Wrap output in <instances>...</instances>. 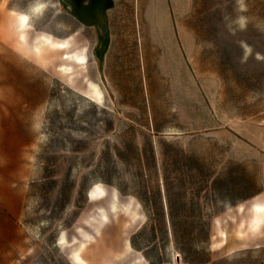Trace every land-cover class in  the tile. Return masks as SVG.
I'll return each mask as SVG.
<instances>
[{
	"label": "rangeland",
	"instance_id": "obj_1",
	"mask_svg": "<svg viewBox=\"0 0 264 264\" xmlns=\"http://www.w3.org/2000/svg\"><path fill=\"white\" fill-rule=\"evenodd\" d=\"M111 3L103 25L63 0L0 21V264H74L80 244L84 264H264V0ZM41 33L84 67L32 52Z\"/></svg>",
	"mask_w": 264,
	"mask_h": 264
},
{
	"label": "bare ground",
	"instance_id": "obj_2",
	"mask_svg": "<svg viewBox=\"0 0 264 264\" xmlns=\"http://www.w3.org/2000/svg\"><path fill=\"white\" fill-rule=\"evenodd\" d=\"M22 18H26V19H22ZM14 24H15L16 30H18L21 33L22 41H25V36L23 35V33L29 29L27 15L16 14ZM69 45H70V41L68 38L58 40V39H56L50 35H46V34L41 33V34H38L34 37L33 43L30 46V50L34 53H37L40 51V49L48 47V48L64 51L61 58L63 60H65L66 63H73L74 65H77V66H80L83 68L84 65L86 64L85 55L83 54L82 51H78V52L67 51L70 47ZM61 71L65 74H69L70 73V67L68 66V64L63 66L61 68ZM85 95L88 98H90L96 102H100L102 99V94H101L99 88L97 87V85H95L91 82H89V90H88V92L85 93ZM87 194H88V199L90 201L102 199L104 197V199H106L108 202V204L106 205L107 209H109V211L111 213L115 214L119 210H122L126 213H129V216H131L132 219L135 218V213L131 212L130 205H124L123 206V205H121V202L118 199H114V197L113 198L108 197L107 193L105 195V189L103 188V186L101 184L93 185L89 189ZM252 212L256 215H264V209L258 205H253ZM100 213H101L102 221L104 222V220L107 219V215L105 214L104 210L103 211L101 210ZM82 246H83V244H80L78 249L71 255V260L74 264H84V262L79 257V251H80Z\"/></svg>",
	"mask_w": 264,
	"mask_h": 264
},
{
	"label": "water",
	"instance_id": "obj_3",
	"mask_svg": "<svg viewBox=\"0 0 264 264\" xmlns=\"http://www.w3.org/2000/svg\"><path fill=\"white\" fill-rule=\"evenodd\" d=\"M85 0H73L72 13L74 16L86 25H103L105 21V11L112 5L111 0H90V4L81 7L80 4Z\"/></svg>",
	"mask_w": 264,
	"mask_h": 264
},
{
	"label": "crops",
	"instance_id": "obj_4",
	"mask_svg": "<svg viewBox=\"0 0 264 264\" xmlns=\"http://www.w3.org/2000/svg\"><path fill=\"white\" fill-rule=\"evenodd\" d=\"M17 1V0H14ZM14 1L12 0H0V21L3 20V18H6L7 13H13L15 12L14 9H8L9 5L12 4ZM43 3H36L35 5H33L35 7V9H33V11H30L29 13H23L25 15H27L28 17V21L30 22L31 19H33L36 16V13H40L41 11H43ZM15 13H20V12H15ZM38 15V14H37Z\"/></svg>",
	"mask_w": 264,
	"mask_h": 264
},
{
	"label": "flooded vegetation",
	"instance_id": "obj_5",
	"mask_svg": "<svg viewBox=\"0 0 264 264\" xmlns=\"http://www.w3.org/2000/svg\"><path fill=\"white\" fill-rule=\"evenodd\" d=\"M63 2H64L65 5L69 8L71 14H73V13H72V9H73V5H72V3H74L73 0H63ZM89 4H90V0H85V1H82V2H81L80 6H81V7H86V6H88ZM107 10H108V9H107ZM107 10H106V11H107ZM106 11H105V12H106ZM73 16H74V14H73ZM74 17H75V16H74Z\"/></svg>",
	"mask_w": 264,
	"mask_h": 264
},
{
	"label": "snow or ice",
	"instance_id": "obj_6",
	"mask_svg": "<svg viewBox=\"0 0 264 264\" xmlns=\"http://www.w3.org/2000/svg\"><path fill=\"white\" fill-rule=\"evenodd\" d=\"M22 19H26V18H22Z\"/></svg>",
	"mask_w": 264,
	"mask_h": 264
}]
</instances>
